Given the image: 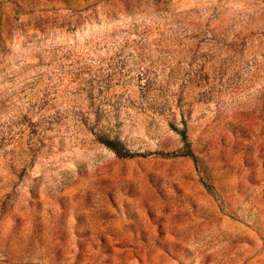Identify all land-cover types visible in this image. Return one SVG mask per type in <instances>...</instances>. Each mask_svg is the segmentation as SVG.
<instances>
[{"label": "rangeland", "instance_id": "1", "mask_svg": "<svg viewBox=\"0 0 264 264\" xmlns=\"http://www.w3.org/2000/svg\"><path fill=\"white\" fill-rule=\"evenodd\" d=\"M0 264H264V0H0Z\"/></svg>", "mask_w": 264, "mask_h": 264}, {"label": "trees", "instance_id": "2", "mask_svg": "<svg viewBox=\"0 0 264 264\" xmlns=\"http://www.w3.org/2000/svg\"><path fill=\"white\" fill-rule=\"evenodd\" d=\"M184 141L187 140L185 132H181ZM99 143L110 150L120 160L132 159L133 154L120 142L118 139H110L107 137H100Z\"/></svg>", "mask_w": 264, "mask_h": 264}]
</instances>
